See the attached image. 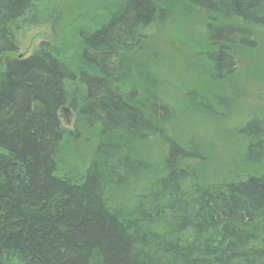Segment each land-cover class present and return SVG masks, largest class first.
Segmentation results:
<instances>
[{
	"label": "trees",
	"instance_id": "trees-1",
	"mask_svg": "<svg viewBox=\"0 0 264 264\" xmlns=\"http://www.w3.org/2000/svg\"><path fill=\"white\" fill-rule=\"evenodd\" d=\"M37 1L0 0V264H264V100L204 150L196 131L195 146L166 131L188 109L223 122L226 93L246 95L215 84L235 72L236 48L256 49L264 0H104L73 40L18 55ZM178 6L207 20L194 55L209 104L183 90L175 108L138 62Z\"/></svg>",
	"mask_w": 264,
	"mask_h": 264
},
{
	"label": "rangeland",
	"instance_id": "rangeland-1",
	"mask_svg": "<svg viewBox=\"0 0 264 264\" xmlns=\"http://www.w3.org/2000/svg\"><path fill=\"white\" fill-rule=\"evenodd\" d=\"M103 1L38 0L29 22L23 25L18 33L17 54H30L42 40L49 41L56 47H61L63 45L61 42L71 41L72 36L74 39L78 30L92 27L95 19L103 16L99 7L104 4ZM176 9L162 30L153 29L149 33L142 53L138 54L139 60L138 57L134 60H138L139 63L141 61V68L158 83V93L175 108L183 90L191 91V97L194 100L203 99L208 102L209 95L208 91H205V86L211 84L209 70L201 63L199 56L194 55L196 51L204 49L202 31L207 20L180 6ZM254 34L257 40L256 49L248 51L244 48H236L237 68L235 72L229 78L215 84L218 86L215 91L220 97H224L221 94L222 91L232 86L247 91L246 95L242 96L237 95L238 93H226L225 101L229 102L232 108H224L225 120L217 124L218 121L210 119L213 123L208 126L194 110L187 108L188 111H186V104L181 103L179 109L186 111L185 117L179 120L180 124H176L175 128L166 129L167 133L174 135L178 140L191 142L194 145L191 133L196 131L195 136L200 141L199 148L204 150L203 142L211 141L210 138H218L222 131L225 137H231V130L227 124L236 125L243 116L240 111L249 109L256 100H264V29L255 30ZM72 86L73 83H67L68 89ZM216 111L222 112L220 108L219 110L216 108ZM58 117L64 128H73L74 112L71 108L66 105L62 107ZM211 142L214 144V141ZM217 147L222 159H228L224 145L217 142ZM68 148L83 159L88 155L87 146L83 143L71 144ZM127 202L128 196L121 203L123 208L127 206Z\"/></svg>",
	"mask_w": 264,
	"mask_h": 264
}]
</instances>
